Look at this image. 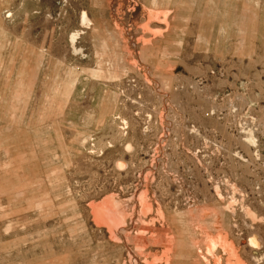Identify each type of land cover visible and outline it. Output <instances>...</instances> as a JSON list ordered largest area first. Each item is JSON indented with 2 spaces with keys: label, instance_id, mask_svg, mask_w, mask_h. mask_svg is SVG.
I'll return each instance as SVG.
<instances>
[{
  "label": "rangeland",
  "instance_id": "1",
  "mask_svg": "<svg viewBox=\"0 0 264 264\" xmlns=\"http://www.w3.org/2000/svg\"><path fill=\"white\" fill-rule=\"evenodd\" d=\"M0 264H264V0H0Z\"/></svg>",
  "mask_w": 264,
  "mask_h": 264
},
{
  "label": "bare ground",
  "instance_id": "2",
  "mask_svg": "<svg viewBox=\"0 0 264 264\" xmlns=\"http://www.w3.org/2000/svg\"><path fill=\"white\" fill-rule=\"evenodd\" d=\"M87 18H86V16H84V20H86ZM85 22V21H84Z\"/></svg>",
  "mask_w": 264,
  "mask_h": 264
}]
</instances>
